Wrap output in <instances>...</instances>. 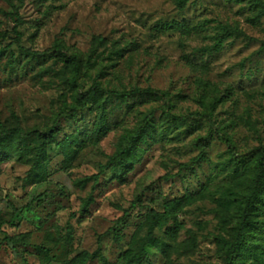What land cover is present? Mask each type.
Instances as JSON below:
<instances>
[{
	"label": "rangeland",
	"instance_id": "rangeland-1",
	"mask_svg": "<svg viewBox=\"0 0 264 264\" xmlns=\"http://www.w3.org/2000/svg\"><path fill=\"white\" fill-rule=\"evenodd\" d=\"M0 8L13 11L9 0H0ZM21 14L24 46L53 52L61 39L70 52L93 53L82 89L97 75L108 89H162L170 112L185 119L163 122V101L130 100V109L113 115L118 124L98 141L76 146L69 163L50 146L49 164L34 180L26 178L30 164L14 156L0 164V264H43L34 254L41 245L50 250L47 264H73L78 253L98 249L108 264H124L122 253L148 233L151 209L163 212L165 201L186 195L194 200L182 203L176 221L155 227L154 236L174 247L194 235L193 250H172L166 258L148 246L139 264H223L211 196L233 183L235 161L247 162L264 146V15L256 19L246 2L229 0H188L183 10L174 0H25ZM176 22L184 24L183 35ZM220 23L245 35L229 37L210 55L199 53L215 43ZM14 24L0 14V122L32 139L50 129L72 90L63 83L60 61L39 63L22 54ZM119 49L123 55L116 58L112 51ZM154 108L155 140L140 143L126 163L108 166L98 183L78 185L107 164L121 136ZM209 112L211 121L193 115ZM90 195L94 202L83 212ZM8 201L25 211L13 216Z\"/></svg>",
	"mask_w": 264,
	"mask_h": 264
},
{
	"label": "trees",
	"instance_id": "trees-1",
	"mask_svg": "<svg viewBox=\"0 0 264 264\" xmlns=\"http://www.w3.org/2000/svg\"><path fill=\"white\" fill-rule=\"evenodd\" d=\"M19 4L9 0L13 11L7 12L0 8V14L10 15L14 20V40L22 54L29 57V61L45 63L51 59L62 63L61 74L63 83L72 90L70 101L63 99V104L55 113L50 129L37 134L36 138L25 132L21 127H6L0 122V164L13 156L18 161L30 164L27 180H34L41 176L42 171L49 164V147L54 146L62 152L64 162L69 163L75 156L76 146L85 144L86 141H98L118 122L113 119L117 110L130 109L133 102L142 104L144 102L163 101L164 106L160 107L161 116L164 121L184 120L185 117L174 115L170 112L172 103L168 91L153 87H136L130 90H115L105 88L101 81L96 78L87 88L82 89L81 79L93 65V53L87 57L77 52H70L61 39H57L53 46V52L38 51L26 47L22 43V33L19 30L23 22L21 10L25 0H18ZM177 8L183 10L188 0H174ZM232 2H246L252 10L256 11L255 18L264 15V0H229ZM175 21L172 22L174 24ZM171 24V25H172ZM182 35L185 33L183 23L176 22ZM244 32L227 24H219V31L215 36V43L212 46H205L197 51L201 54H212L220 50L224 42L231 36H244ZM97 40L102 43V37ZM264 49V43H263ZM116 58L123 55V50L112 51ZM156 109H151L144 114L141 122L127 133L121 136L117 150L110 156L106 165H101L97 174L79 179L77 184L84 187L86 183L93 180L98 183L100 176L106 174L108 166L123 164L127 162L128 155L137 150L140 143L155 140V128L157 123L154 120ZM204 115L211 121V112L194 113L193 115ZM229 143V140L226 139ZM231 145V143H229ZM232 147V145H231ZM234 174L233 183L217 189L212 194L216 207L215 217L218 221L217 227L221 232L216 237V244L223 264H264V146L257 148L252 158L247 162L235 161L232 169ZM194 200L192 195L175 198L165 201L163 212L151 209L148 220V233L140 240L133 241L129 248L122 253L124 264H139L145 255L146 247L157 248L166 258L170 257L173 251H192L196 244V237L191 235L185 243H179L172 247L154 236L155 227H164L170 221L177 220L176 211L182 207V203ZM94 202L93 195L83 201L82 211L88 212L90 205ZM13 216L22 214L24 208H17L12 202ZM28 206V205H27ZM118 220L113 228L116 237L119 236L121 224ZM3 221L0 220V225ZM165 232L173 236V229L166 228ZM11 239L5 234L4 240ZM21 241L26 245V241ZM50 250L41 245L35 247V253L43 264L50 260ZM98 258L101 264H108L105 255L98 249L94 253L82 251L72 259L73 264H86L90 259Z\"/></svg>",
	"mask_w": 264,
	"mask_h": 264
}]
</instances>
